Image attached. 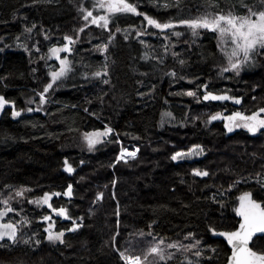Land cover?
Returning a JSON list of instances; mask_svg holds the SVG:
<instances>
[{
	"label": "trees",
	"instance_id": "16d2710c",
	"mask_svg": "<svg viewBox=\"0 0 264 264\" xmlns=\"http://www.w3.org/2000/svg\"><path fill=\"white\" fill-rule=\"evenodd\" d=\"M82 2L91 8V0H0V95L14 101L17 110L25 109L20 117H13L8 106L0 116V193L7 194L6 186H26L33 189L26 194L31 199L44 192L62 193L71 184L70 200L54 197L53 206L67 207L74 219L83 217L82 227L75 232L66 231L72 226L71 221L56 218L55 230H65L64 242L51 243L45 239V224L41 221L51 210L47 207L38 210L25 203L22 214L32 223L23 239L30 237L32 242L24 244L20 240L15 245L7 239L0 242L4 245L0 247V264H123L111 244L117 207L122 231L117 246L121 249L126 247L124 240L133 230H151L168 241L182 240L187 233H194L204 247L201 264H225L229 248L210 228L235 229L236 195L248 190L256 199H264V192L257 184L239 183L229 193L225 200L227 207L223 208L212 196L227 189L238 177L264 172L263 153H256L262 135L253 136L245 130L228 134L220 120L206 127L197 106L186 95L175 93L185 92L192 82L198 85L202 96L200 86L207 83L208 90H228L229 95L243 97V109L250 112L264 104V56L257 57L255 65L245 68L239 76L232 73L220 76L222 54L212 32L202 31L194 39L182 26L176 29L183 33L181 37H175L169 30L161 33L149 29L152 34L146 36L153 41L146 43L154 46L155 54L162 53L161 45L167 43L163 36L167 34L175 44L172 51L186 61L183 66L171 55L163 65L146 61L142 58L145 48L135 38V31L127 41L123 33H116L107 53L110 83L103 84L100 79L82 75L102 64L104 56L90 50L108 40L107 30L91 25L79 34V42L70 57L77 62L75 76L51 92L52 99L44 112H27L31 107L27 101L36 91L43 90L50 79L42 61L37 63L40 54L33 45L37 41L45 50L48 45L62 44L64 35L75 37L83 24L78 11ZM138 2L141 12L160 22L193 18L205 10L204 0H182V10L153 6L172 0ZM246 2L259 7L258 0ZM219 3L227 11V6L237 0H219ZM240 11L242 14L243 10ZM142 20V17L121 16L110 28L112 31L116 27L140 28ZM33 24L36 27L31 34L25 33V26ZM45 33L50 39L44 38ZM18 36L20 42L32 49L31 57L17 46ZM158 42L160 45L155 46ZM80 61L91 67H81ZM172 70L176 71V77L166 74ZM254 95L262 101L251 106ZM203 103L201 107L206 104L211 108L226 107L225 102ZM167 112L175 119L166 120L161 126V116ZM197 112L199 119L194 121ZM105 125L112 127L114 134L98 149L84 151L80 143L82 133ZM116 136L137 143L140 155L129 163L115 164L112 170ZM188 142H199L209 151L205 157L191 161L171 160L177 148ZM65 157L75 166L84 164L74 174L67 175L61 171ZM193 167H205L209 176H193L190 173ZM99 192L104 198L93 203ZM36 239L41 240L40 245L35 244ZM251 246L254 250H264V236L256 237ZM213 248L217 249L215 253ZM179 259L176 257L172 264H178Z\"/></svg>",
	"mask_w": 264,
	"mask_h": 264
},
{
	"label": "snow or ice",
	"instance_id": "6c2138e0",
	"mask_svg": "<svg viewBox=\"0 0 264 264\" xmlns=\"http://www.w3.org/2000/svg\"><path fill=\"white\" fill-rule=\"evenodd\" d=\"M50 2V0H49ZM182 0H172L171 3H164L163 5L153 4L156 8H172L175 7L178 10L181 9ZM91 8L85 7L83 2L81 3L78 11L81 13V19L83 21L82 27L77 31L76 36L64 35L62 44H55L47 49L45 54L38 56L37 63L44 61L47 68V76L50 78L49 82L44 85L42 91H36L35 97L29 99L27 103L37 104V107L33 109L28 107L27 112L43 111V106L49 102V96L51 92H54L57 88L62 86L65 81L73 78L77 73V62L70 57L74 54V46L79 42V34L83 33L85 29L91 25H95L101 30L108 31V40L105 43L95 46V50L104 55V60L100 66L95 70L88 72L85 71L82 75L85 78L100 79L104 84H109L110 80L109 71L110 65L108 60V50L110 44L116 37V33H123V39L125 41L132 37L133 31H135V38L139 43L144 46L145 51L143 53V59L146 61H155L157 65H163L165 58L171 55L176 59L179 65H185L186 61L180 59V54L172 51L175 48V44L171 41V37L167 34L163 36L164 43L161 45L163 51L160 55L155 54L154 46L146 43L142 39L145 35H151L149 29H158L161 33L165 30H169L175 37H181L183 33L177 31L178 27H184L188 30L191 36L196 39L199 38L202 31H209L217 37V49L224 57L225 63L218 66V73L223 75L224 73H235L239 75L247 67H252L256 63V58L264 56V0H258V5H250L246 0H237V3L229 4L227 11L221 8L219 0H204L202 7L205 9L199 15L193 18L187 19H175L171 18L167 22H160V20L153 18L146 12L139 10L140 4L137 2H131V0H91ZM243 10L242 14L240 10ZM199 11V8H198ZM121 16H134L142 17V24L140 28L121 29L119 27L112 31L110 25L114 24L116 19ZM146 22V23H144ZM36 27L33 24L31 27L25 26L24 32L31 34ZM46 40L50 39L45 33ZM2 39V38H0ZM17 46L22 48L25 52L32 55V49L28 47L26 43L20 42V37L17 38ZM36 53H40L38 42L33 45ZM64 53L65 55H61ZM56 61L58 63H48L49 61ZM80 66L84 68H90V65L83 64L80 61ZM36 69H33L35 72ZM167 75L176 77L177 73L172 70ZM203 89L202 101H232L236 105H241L243 97L229 95L228 90H225L223 94H215L209 91V84L205 83L200 86ZM35 91V90H34ZM199 90H188L186 92L175 93V95H186L199 99ZM38 97V103L36 100ZM255 99V97H253ZM11 105L13 117H20L25 109L17 110L14 101H10L5 98L4 95H0V111L4 110L6 106ZM87 111V109H85ZM175 119L171 112L163 113L161 116V126L166 120ZM195 119H199L196 117ZM221 120L224 123V127L228 133L234 132L236 129L246 130L248 133L255 135L257 133L264 132V107L259 108L256 111L247 114L246 111H233L231 114H224L222 112H216L208 116L205 124H209L213 121ZM114 134V129L105 125L102 129H94L89 132L82 133V142L86 145L89 151L96 148ZM118 135V134H117ZM139 149L129 151L127 148L121 146L118 156L116 157V163L121 161L127 163L128 159H135ZM204 153L202 145L195 144L188 148L186 151H176L171 155V160L180 161L187 158L199 157ZM115 166V165H113ZM64 170L68 173L74 172V168L68 162L67 158L64 161ZM192 174L195 177H207L209 172L207 170H201L199 168H193ZM241 181H235L229 185L227 189H221L217 194L212 196L213 201L220 204V206L227 207L225 200L228 198L229 193L233 188H236ZM246 182V181H245ZM259 182V181H258ZM9 191L7 195L0 193L3 198L0 199V242L11 241L13 245L20 242V233L25 227H30L32 221L25 216H21V219H5L9 217L10 213H17V209L12 206V202L16 201L22 203L26 198V194L33 191V189L21 186L19 188H13L12 186H6ZM261 191L264 192V184L261 186ZM67 197L73 196V186L67 185V188L62 193L59 191L44 192L42 196L27 199V203L36 205L39 208L45 206L51 210L58 217H62L72 222V227L66 229L68 232H75L82 223H77V220L82 221L83 217L73 218L69 213L67 207L61 206L59 208L54 207L52 200L54 197ZM103 194H98L97 200L102 199ZM219 197V198H218ZM236 206L234 207V213L239 217L238 227L234 230L217 231L216 228L211 227L210 231L213 235L222 237L226 240L227 244L231 248V254L227 257V264H264V250H254V246H250V243L254 241V237L257 234L264 236V199H256L252 191H244L238 197H236ZM23 210L20 209V212ZM44 215L41 220L47 223V227L44 229L46 233L45 239L48 242H64L65 230L56 231L55 221L52 214ZM117 229L115 234L111 238V244L113 250L118 253L120 261L123 264H172L177 255L182 256L179 264H201L204 259V249L202 247V241L195 238L194 233H187L184 237L185 240L191 242L184 243L182 240L168 241L164 237L158 236L153 231L148 232L138 231L135 233H129L128 237L124 240L126 247L121 250L117 246L118 237L121 233L119 230V216L120 211L117 207ZM149 225V229H151ZM35 236L36 233H33ZM24 244L31 243V238L23 239ZM41 240L36 239L35 244L40 245ZM0 244V247H3ZM214 253L217 249H211ZM193 257L195 259H193ZM211 259V258H209Z\"/></svg>",
	"mask_w": 264,
	"mask_h": 264
},
{
	"label": "rangeland",
	"instance_id": "374dc122",
	"mask_svg": "<svg viewBox=\"0 0 264 264\" xmlns=\"http://www.w3.org/2000/svg\"><path fill=\"white\" fill-rule=\"evenodd\" d=\"M150 37H147L146 35L145 36H143L142 37V39H144L145 41H147V42H151L152 43V41L153 40H150L149 39ZM37 41H35V44L34 45H36L37 43H36ZM62 43H64V41L62 42ZM160 45V43L158 42V44L157 45H155V46H159ZM52 46V45H51ZM50 46L48 45L47 47H46V49L45 50H43L42 49V47L40 48V55L41 54H45L46 52H47V49L49 48ZM75 47V46H74ZM91 52H93V53H98V54H100V55H103V54H101L100 52H98V51H96L95 50V48H93V49H91L90 50ZM62 56L63 55H65L64 53H62L61 54ZM104 56V55H103ZM221 60H222V62H221V64L220 65H223L224 63H225V60H224V57L221 55ZM38 60V59H37ZM54 61V60H53ZM51 61H49L48 63H50ZM56 62V61H55ZM56 63H58V62H56ZM41 64H42V67L44 68V69H46L47 70V68H46V66H45V63H44V61H42L41 62ZM245 72V69L243 70V71H241V73L239 74V75H241L242 73H244ZM233 75H235V76H239V75H237V74H235V73H232ZM224 75V74H223ZM223 75H220V76H223ZM104 84V83H103ZM46 85V84H45ZM222 88H223V86H222ZM188 90H198V85H196L195 83H192L191 82V85H189V88L188 89H186L185 90V92L186 91H188ZM42 91V90H41ZM199 92V91H198ZM198 95H199V99H197V98H193V97H188L187 96V98H188V100L189 101H192L191 103L192 104H194L195 106H197V109H199L200 111V117H203V123L205 124V121L208 119V116L209 115H211V114H214V113H216V112H222V110L224 109L222 106H218V107H216V108H211L209 105H203V106H205V107H201V105L202 104H204L203 103V101L201 100V94H199L198 93ZM33 97H35V95L33 96ZM32 97V98H33ZM253 97H255V99H253ZM260 98H261V96H260ZM51 99H52V97H50L49 96V102L51 101ZM251 99L253 100V103L251 104V106H255V105H259V100L260 99H258V97L257 96H252L251 97ZM258 99V100H257ZM263 99H264V97H263ZM36 100H37V103H38V97H36ZM255 100V101H254ZM260 101H262V100H260ZM49 102L47 103V104H49ZM47 104L46 105H44L43 106V108H44V110H43V112L45 111V108H46V106H47ZM192 104H190V105H192ZM201 104V105H200ZM33 109H35L36 107H37V104H29ZM8 106H10L11 107V105H8ZM8 106H6V107H8ZM5 107V108H6ZM2 112H3V110L2 111H0V116H1V114H2ZM199 112H197L198 114H196L195 115V117H193V120L194 121H197V119H195L196 117H199ZM217 121H219V120H217ZM217 121H213V122H211V123H209V124H205V126L206 127H208L209 125H211L212 123H214V122H217ZM82 136V135H81ZM80 143H81V146H82V148H83V150L84 151H89L88 150V148L86 147V145L82 142V139H81V137H80ZM105 143V142H104ZM104 143H102V144H100V145H97L96 146V148L94 149V150H96V149H98L101 145H103ZM116 144H117V150H116V152H115V155H114V160H113V163L111 164V166H110V168L113 170V165H115V164H117L116 163V157L118 156V154H119V151H120V147L121 146H123V147H125V148H127L129 151H133V150H135V149H139V151H138V153H137V156H136V158L135 159H131V158H129L128 159V162L127 163H129V162H131L132 160H136L138 157H139V155H140V146L137 144V143H135V142H125L124 140H122L120 137H118V136H116ZM195 144H199V145H202V144H200L199 142H195V143H191V142H188L187 144H184L183 146H181V147H179V148H177V151H180V150H184V151H186L188 148H190V147H192V145H195ZM258 147H259V149L256 151V153H258V152H262L263 153V158H264V134L262 135V138H260V140H259V142H258ZM203 146V145H202ZM261 146H263V147H261ZM204 148V147H203ZM209 150L206 148V146H205V148H204V153L201 155V156H199V157H193V158H187V159H183V160H181V161H185V160H188V161H191V160H195V159H199V158H201V157H205L206 156V154H207V152H208ZM262 153H259V155H262ZM259 158H260V156H259ZM120 163H125V162H123V161H121ZM264 166V165H263ZM62 167V166H61ZM194 168V167H193ZM193 168H190V173H192V169ZM201 170H207V169H205V167L202 169L201 168ZM208 171V170H207ZM253 172H255V171H253ZM241 181L240 183H243V184H250V183H253V184H257V185H259V188L261 189V186H262V184H264V172H256L255 174L253 173V174H249V175H246L244 178H241V177H238L235 181ZM246 181V182H245ZM259 181V182H258ZM234 182H232L231 184H233ZM230 184V185H231ZM234 189V188H233ZM233 189H232V191H233ZM244 191H248V190H243L242 192H244ZM242 192H240L238 195H236V197H238ZM8 193V192H7ZM102 192H99V193H97L96 194V196H95V201L93 202V203H96V201H97V196H98V194H101ZM103 194V193H102ZM5 195H7V194H5ZM102 198H104V194H103V196H102ZM25 203H27V198H24L23 199V202L22 203H18V202H16V201H13L12 202V206L14 207V208H16L17 209V213H10L9 214V219H14V220H19V219H21V216H24L23 214H22V212H20V209H22L23 208V206H24V204ZM29 204V203H28ZM30 206H32V207H34V208H37L38 210H40V209H42V208H39V207H37L36 205H32V204H29ZM2 207H3V205H2ZM46 207V206H45ZM52 217H53V220L54 221H56V218H60V220H66V219H64V218H62V217H58V216H56L54 213H52ZM117 219V218H116ZM42 221V220H41ZM42 222H44V221H42ZM77 222L78 223H81V221H79V220H77ZM47 223L48 222H44V224H45V226H44V228L43 229H45L46 227H47ZM28 229H29V227H25L24 228V230L20 233V240L21 241H23V236H24V234H25V232H28ZM116 229H117V223H116ZM119 229H121V224L119 223ZM116 232V231H115ZM135 232H138V231H135V230H133V231H131L130 233H135ZM120 233H122V231H120ZM128 237V235L126 236V238ZM7 239V238H6ZM174 241H176V240H174ZM182 241L184 242V243H189V242H191V241H189V240H185L184 238L182 239ZM58 242V241H57ZM56 243V242H55ZM203 247V246H202ZM203 249H204V247H203ZM121 250H123V249H121ZM180 257V259H179V261H178V264H179V262H180V260H182V256L181 255H177V257ZM193 259H195L194 257H193ZM203 261V260H202ZM122 262V261H121ZM123 263V262H122Z\"/></svg>",
	"mask_w": 264,
	"mask_h": 264
},
{
	"label": "water",
	"instance_id": "95a60500",
	"mask_svg": "<svg viewBox=\"0 0 264 264\" xmlns=\"http://www.w3.org/2000/svg\"><path fill=\"white\" fill-rule=\"evenodd\" d=\"M201 91H202V96H203V89L201 88ZM209 91H211V90H209ZM212 92H214V91H212ZM215 94H223L224 92H214ZM202 96H201V99H202ZM213 103H224V102H220V101H212ZM225 102H227V101H225ZM228 133V132H227ZM233 133V132H232ZM228 134H231V133H228ZM67 157H65L64 159H63V164H62V167H61V171L62 172H64V173H66L67 175H72V174H74L78 169H79V167H81L83 164H84V162H80V164L79 165H77V166H75L68 158H67V160H68V162L72 165V167L74 168V172H72V173H68V172H66L65 170H64V161H65V159H66ZM237 217V216H236ZM238 218V222H239V217H237ZM72 227V226H71ZM70 227V228H71ZM236 227H238V224H237V226ZM234 230V229H233ZM220 231H226V230H220ZM259 236H261V234H257V237H259ZM218 238H220V239H222L225 243H226V245H227V247L229 248V254H228V256L231 254V248H230V246L227 244V242H226V240L224 239V238H222V237H219V236H217ZM256 237H254V239H255ZM252 245V243H250V246ZM225 264H227V260H226V262H225Z\"/></svg>",
	"mask_w": 264,
	"mask_h": 264
},
{
	"label": "flooded vegetation",
	"instance_id": "af4514ba",
	"mask_svg": "<svg viewBox=\"0 0 264 264\" xmlns=\"http://www.w3.org/2000/svg\"><path fill=\"white\" fill-rule=\"evenodd\" d=\"M225 108L222 110V113H224V114H231V112H233V111H237V110H239V111H244V109H243V107H244V105L243 104H241V105H236V104H234L232 101H227V102H225ZM261 107H264V104L263 105H260V106H258L257 108H254L253 110H251L250 112H247L246 111V113L247 114H250L251 112H253V111H256V110H258L259 108H261ZM221 121V120H220ZM222 125H223V127H224V123H223V121H222ZM225 128V127H224ZM236 130H243V129H236ZM235 130V131H236ZM246 131V130H245ZM264 134V132H261V133H257V134H255V135H253V136H258V135H263ZM252 135V134H251Z\"/></svg>",
	"mask_w": 264,
	"mask_h": 264
}]
</instances>
